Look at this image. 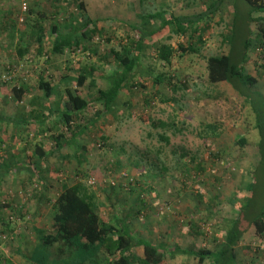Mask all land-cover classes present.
Returning a JSON list of instances; mask_svg holds the SVG:
<instances>
[{"label": "rangeland", "instance_id": "1", "mask_svg": "<svg viewBox=\"0 0 264 264\" xmlns=\"http://www.w3.org/2000/svg\"><path fill=\"white\" fill-rule=\"evenodd\" d=\"M85 1L101 13L109 6L110 14L116 12L119 18L126 17L128 24L137 26L148 15L161 12L163 20H169L170 14L176 17L195 16L210 4V0H145L140 5L137 2L139 0ZM214 1L216 0H212ZM47 2L49 12L58 6L49 0ZM103 3L106 5L102 7ZM218 4L220 15L204 25L208 26L203 31L202 41H199L197 35L193 39L172 35L169 41L168 33L155 32L148 25L145 29L154 35L146 41L141 66L137 68L127 90L120 95L118 106L110 116L105 117L102 115V106L95 100L99 90L107 89V78L111 75L113 59L108 51L120 50L124 41L137 38L136 33L125 30L121 24L109 29L103 18L101 33L92 42H86L85 51L80 48L75 54L58 55L53 61L48 60L47 56L42 59L37 53V44L31 42L38 36V27L42 25L29 13L25 23L21 25L18 22L20 0H0V73H5L11 67L16 68L19 75L15 82L0 86V115L16 120L14 133L23 137L22 145L34 139L29 135H34L35 126H21L29 118L32 104H17L14 87L29 83L36 90L42 73L56 88L75 87L73 78L78 73L87 71L89 79L82 96L93 103L90 113H86L78 123V126L86 127L84 134L78 142L65 145L60 152H54L45 167L36 166V158L29 160V154L34 153L35 146L29 151L21 149L14 160L10 158L7 167L14 169H8L2 178L12 177L16 181L12 185L5 184L6 187L2 186L0 189V264H29L26 256L37 244L36 230H48L53 223L50 201L57 197L62 184L73 185L77 181H83L95 193L96 204H102L101 210L97 211L102 217H133L139 213L140 216L147 214L145 220L148 219L149 222L152 218L159 219L158 222L165 225L159 228L163 232L157 230L160 233L157 239L160 235L163 236L161 240L169 252L176 247L186 251L204 249L210 245L213 247V243L205 241V238L189 236L185 228L188 227V222L205 216V201L208 202L210 196L219 193L226 197L231 184L240 181L244 166L259 158V145L262 144L257 104L249 105L245 100L228 95L220 86L201 83L207 75L206 59L230 50L228 43H222V35L227 34L226 23L234 19L235 10L247 9L242 1L237 5L235 0H220ZM74 9H79V5L71 0L65 13L72 15ZM244 13H241L242 17L245 16ZM253 17L264 18V14H255ZM74 19L77 20V17ZM52 21L51 17L46 20L47 25ZM140 28L143 26L137 29ZM251 30L254 42L258 28L252 25ZM141 31L140 29L138 33ZM70 32L73 33V30ZM52 39L53 35L44 39L45 48L50 52ZM160 43H169L174 48L180 45L189 48L193 43L192 49L197 52L186 55L180 53L174 58L172 65L164 66L156 59V49ZM19 48H28L26 57L22 60L16 54ZM102 57L108 58L103 61L112 65L109 67L108 62H102ZM248 57L240 66L258 80L255 91L264 98V50L256 51L253 46ZM90 68L94 71L90 72ZM65 75H70V79L60 83ZM160 75L174 76L178 82L176 89L164 84L154 88V78ZM181 83L185 85V89L180 88ZM59 94L58 92L54 100L58 99ZM60 95L64 99L63 94ZM42 107L46 110L48 108L37 103V110ZM0 119L3 122L6 118L0 116ZM8 125H12L11 121ZM25 127L32 128L31 133L21 130ZM13 129L6 128V135H11ZM61 133L65 142L73 134L61 127L59 131L57 129L53 132L52 139ZM217 135L224 136V139H213ZM52 139L46 142L35 140L32 145L53 148L55 143ZM243 139L245 144L242 146L240 143ZM7 143L12 145L14 142L10 139ZM2 146L0 145V162L4 153ZM217 151L222 152V158ZM239 151L246 156L239 157ZM77 152L83 159H79L76 172L77 160L73 153ZM31 163L34 175L30 177L28 184L23 183L24 176H27L23 169H28L27 164ZM199 164L208 169V172L197 171ZM185 167L189 169L188 173ZM91 180L95 185L90 186ZM246 180L249 179L246 178L244 182ZM217 182L220 187L215 188ZM44 184L49 189H43ZM210 185L213 186L212 192L208 190ZM6 204L8 208H4L3 205ZM146 204L147 210L144 208ZM213 204L218 205L219 212L221 203L215 200ZM218 218L214 220L217 225L220 223ZM170 222L171 225L181 227L179 236L173 235L176 231L170 229ZM4 223H8L9 228ZM97 256L101 260L104 257L107 259L104 253ZM166 264H198V260L184 254H177L173 258L167 254Z\"/></svg>", "mask_w": 264, "mask_h": 264}, {"label": "trees", "instance_id": "2", "mask_svg": "<svg viewBox=\"0 0 264 264\" xmlns=\"http://www.w3.org/2000/svg\"><path fill=\"white\" fill-rule=\"evenodd\" d=\"M144 1L139 0L141 4ZM219 1L216 0L214 3L210 0V4L203 8L202 13L195 16L176 17L170 14L169 20H163L161 12L155 15H148V17L142 18L140 26H143V28H140L142 30L140 34L138 33L140 29H137L140 26L131 27L137 38L127 39L128 43L124 41L120 50L110 49L108 51L113 59V65L108 61H103L108 60V58H100L102 62H108L109 67L112 65L110 69L111 75L107 78V89L99 90L98 97L95 100L103 108L102 115L107 117L113 113V110L119 104L120 95L127 90L130 80L134 79L137 68L141 66L142 52L146 41L154 35V33L151 35L145 29L148 25L155 29V32L168 33L169 41L172 35L191 39L194 38V35H197L199 41H202L203 31H206L205 27L208 26L204 25L220 15ZM235 1L237 5L242 1L246 5L247 11L245 9L235 10L234 19L226 23L227 34L222 35V43H228L230 51L228 55L211 56L206 59L207 81L213 85L227 83L249 105L257 104L258 106V111L256 112L260 120L258 127L260 126L261 129L262 144L259 145V158L250 164L251 168H255L251 174L253 183L250 191L253 197L259 200L254 203L257 213L256 219H247L249 207L240 208L243 217L233 223L225 242L218 247L217 252H211L207 249L185 252L175 249L169 252L163 245L157 246L142 239H137L123 220H119L116 225L112 224L109 218L101 217L97 212L98 206L95 193L83 181H77L73 185L62 184L57 197L50 201L53 223L48 230H36L37 244L33 251L26 256V261L29 264H166L167 254H170L172 258L177 254L192 256L198 260V264H204L208 259H211L213 264H237L235 248L249 228H254L256 235L260 239L264 238V98L254 90L258 80L246 73L243 67L240 66L242 62L247 61L249 58L248 54L253 46H255L256 51L264 50V18L253 17L255 14H264V0ZM79 9L80 12L84 10L83 3L79 4ZM242 12H245L243 17L241 16ZM29 13H31V10H29ZM84 20L85 17L82 15L81 21ZM252 25H256L258 28L254 42L252 41L254 40L251 30ZM98 26V22L84 21L83 28L80 31H73V33L65 37H58L51 53L54 56H62L67 53H74L81 47L85 51L86 47L82 46L83 42L84 44L92 42L93 38L101 33ZM44 33V30H40L41 36H44ZM40 47L42 46L40 45ZM192 48H194L193 43H191L189 48L182 45L174 48L169 43H160L156 49V59L164 66L172 65L174 58L178 54L186 55L197 52ZM40 50L42 54L43 48ZM19 51L22 54L28 52L27 49L25 51L19 49ZM93 71L94 69L90 68V72ZM88 75L89 72L87 71L78 73L73 78V81L76 82L75 87L65 86V89L62 88L63 92L61 93L64 99L59 94L58 99L55 100H53V97L58 95L56 87L47 81L44 74L39 77L38 88L44 92V99L50 103L48 113H45L43 109H34L27 121H23L22 126H28L34 121L37 124L43 123L50 126L54 131L57 129L59 131L62 127L68 132H72V139L68 142L64 141L63 134H58L52 139L55 143L50 150L52 153L60 152L66 144H74L75 140L86 130L85 126L80 127L78 123L93 108V103H90L82 96L83 89L89 79ZM69 76L65 75L62 77L60 83L63 81L68 82ZM161 84L172 89H176L178 86L174 76H155L153 81L154 88ZM58 88L61 87L58 86ZM180 88L185 89V85ZM13 92L16 96V102L21 104L24 98V90L22 88L18 90L17 87H14ZM173 100L175 101V99ZM244 144L245 140L243 139L240 145L243 146ZM47 156L48 153L42 147L36 146L34 157L37 160L36 166L38 162H41ZM12 157L16 158L14 155ZM27 165H32V163ZM8 169L9 167L7 166L0 168V189L4 181L2 176ZM187 169L186 173L189 172V169ZM23 170L26 173L29 168ZM197 171L204 173L202 169ZM31 172L30 174L26 173L27 178L29 175L31 177L34 175ZM40 182L43 184L42 181ZM43 189H46L45 184ZM7 204L3 205L5 206L4 208L9 207ZM4 224L8 226V223ZM7 228L3 227L6 230ZM140 247L143 248L144 258L139 260L136 249ZM99 253H104L107 257L105 263L97 256Z\"/></svg>", "mask_w": 264, "mask_h": 264}, {"label": "crops", "instance_id": "3", "mask_svg": "<svg viewBox=\"0 0 264 264\" xmlns=\"http://www.w3.org/2000/svg\"><path fill=\"white\" fill-rule=\"evenodd\" d=\"M49 1L56 3L60 7H58V6L54 7V11L49 12L48 8H47L49 5V2H47V0H37V2L34 3L35 5L34 4L31 5V8H30L31 13H29V15H31L32 18H35V20H37V22L42 25L41 27L39 26L38 29L45 30L44 36H41L40 30H38L39 31L38 36L36 34L37 37L31 41V42H33V44H35V45L37 44V46H36L37 53L40 56L39 58H42V59L45 56H47L48 60L53 61L54 57H56L49 50H47L45 48L46 47V41L44 39L46 36L48 38L49 35H51V36L53 35V39H52L53 44L51 45V49H52L53 45L56 43L58 37H60V36L65 37L66 35H69L71 33L70 31H72V30L73 31H80L81 28H83L84 21H86V20H91L92 22H98L99 23V26H98L99 30L101 28H103V26L101 27V25H100V24H102L101 20L103 18L105 21H107V23L109 25L108 26L109 29L111 27L116 28V27H118L117 25H120V24H121V26L124 27L125 30H131V27L137 26V25L128 24V21L127 20H126L127 22L125 21L126 17L124 19L119 18L118 15L116 14V12H113L110 14L109 10H108L109 6L106 8L104 13H101V12L97 11V9L91 7L92 5H88L90 3L86 2L85 0H80V1L73 0L74 3H76V4L78 3V5L80 3H83L84 4V10L82 12H80L79 9H76V10L74 9L75 10V11H73L74 13H72V15L68 16L67 13H65V12L68 10L71 0H49ZM137 2L140 5V2L139 1H137ZM105 5L106 4L103 3L102 7ZM75 12H77V14H75ZM43 15H44V17H43ZM82 15H84V17H85L84 21H81ZM74 16L77 17V20L74 19L75 18ZM50 17H51V19H53V21L48 26L46 23V20L50 19ZM2 26H4V24ZM47 31H50V32L48 34H46ZM94 38H93V40H94ZM29 45H30V42H29ZM40 45L42 47H40ZM82 46L86 47V44H84V42H83ZM26 47H27V45H26ZM41 48H43L42 54H41V50H40ZM19 49L24 50V51L26 49L28 50V48H24V49L19 48ZM19 49L16 51L17 52L16 54H17L18 58H21L20 60H22L26 57V53L22 54L19 51ZM229 51L230 50H228L227 53L225 51L224 54L222 53L221 55H218V56L228 55ZM73 54H75V53H73ZM55 60H56V58H55ZM203 82L205 85H208V86H218V87L220 86L219 88L224 89L228 95H231L235 98H239L241 100H244L227 83H222V84H217V85H213V84L209 85V83L207 81V75H206V77H204V79L201 80V83H203ZM20 88H22L25 92L22 104H24L25 102L29 103V105L32 104L31 111L28 108V111H30V113L34 109H36L37 103L38 104L40 103L39 106H42V104L44 106H47L48 107L47 110L45 107H42L41 109H43V111H47L46 113H48L50 103L44 99L45 94L43 91H41L39 88H37L36 90H33V88L31 86H29V83L17 87L18 90ZM55 89L60 94L63 92L62 88H55ZM53 100H54V97H53ZM44 101H45V103H44ZM245 102H247V101H245ZM0 116H2V118H6V119H3V122L0 121V145H3L2 150H4V153H2L3 160H2V162H0V168L7 166L5 164H8L10 158H12L13 160L16 159V158H13L11 156L14 155L15 157H17V155L21 151V149H26L27 151H29L32 146H35V148H36V146H39V145H32V142H34L35 140L39 141V142L50 141L53 137V132H55L54 130H52V128L50 126H47L43 123L37 124L36 122L32 121L31 125L35 126V128H34L35 133H34V135L30 134L29 137H31V138L33 137L34 139H33V141H28V143L22 145V142L24 141L23 137L17 136V134L14 133L16 120L12 119L10 117L9 118L3 117L2 114ZM0 120H2V119H0ZM10 121H11L12 125H8ZM8 127H9V129L14 128L13 133L9 136L6 135V132H7L6 128H8ZM28 128L29 127H25L21 130H23V132H25V130L26 131H30V130L32 131V128H30V129H28ZM31 131H30V133H31ZM4 135L6 137H4ZM81 136L79 138H77V140H75V142H78V140L81 138ZM24 137H26V136H24ZM43 138H45V139H43ZM218 138L221 140V139H224V136L219 137V135H217V137L213 138V139L219 141ZM10 139L13 140V142H14L12 145H9V143H7L8 141H10ZM37 139H39V140H37ZM70 139H72V137H70ZM66 145H68V144H66ZM40 147H41V145H40ZM43 149L48 153V156L44 160H42L41 162L37 163V166L39 168L45 167V164L49 160L50 156L53 154L50 151L51 147H49L47 149L44 147ZM5 150H6V152H5ZM9 150H10V152H9ZM33 151H34L33 154L32 153H31V155L29 154L30 160L34 159V157H35V150H33ZM217 152H218V154H220L218 156L220 158H222V154H221L222 152L221 153H219L220 151H217ZM73 154H74V158H76V160H77L75 163L76 168L74 166L75 171L77 172L79 159H83V156L81 154L78 155V152L73 153ZM236 155H238V154H236ZM239 155H240L239 157L246 156V154L244 152H240ZM68 156L69 155H66V157H68ZM215 156L217 157V155H215ZM16 163L17 162H15V164ZM32 166L33 165L28 166V168H30L27 172L28 174H30ZM198 167H199V169H197V170L202 169L205 173L208 172V169H205V167L203 165L199 164V166H197V168ZM9 169H14V167H12V168L9 167ZM243 170H244V172L243 173L241 172L240 181H237L234 184L233 183L231 184L232 186H231V188H229V191H226V197L225 198L222 197L219 193H215L214 195L210 196V199L208 200V202L205 201V203H207L206 204L207 209H206L205 216L201 217V218L198 217L194 222L193 221L188 222L189 223L188 227L185 228V229H187L186 232L189 234V236L196 237V238H205V239H207L205 241H211L213 243V247L211 245L208 246V248H207V246L205 247L207 250H209L211 252H217L218 247L222 246L223 243L225 242L226 236H227L228 232L230 231L233 223L236 220H238L240 217H243V215H241L240 208H246V207L250 208V210L247 213L248 214L247 219L255 220L257 217V213L255 211L256 206L254 205V203H257L259 200L255 199L253 197L252 192L250 191L252 188L251 187L252 183H253L252 182L253 179H252L251 174L253 173L255 168H251L250 164L248 163V165L244 166ZM48 171L51 172L50 169ZM185 171H186V169H185ZM30 177H31V175H29L28 178H27V176L26 177L24 176L23 183L28 184L31 180ZM246 178H248L249 180L248 181L246 180V182H244ZM8 180H10V182ZM15 181L16 180H14L12 177L11 178L6 177L3 181L2 186L6 187L7 185H10V184L12 185ZM20 183L21 182L19 181L18 184H20ZM5 184H6V186H5ZM214 186H215V188H216V186L220 187V183L217 182V184H215ZM46 189H49V186H47V184H46ZM212 189H213V186L210 185V187H208L209 192H212ZM208 194H211V193H208ZM215 200H217L221 203V205H220L221 207H220L219 212L217 211L218 205L213 204V202ZM97 206H98L97 210H101L102 204L97 203ZM146 207H147V204L144 206L145 210H147ZM138 217H139V219H138ZM146 217H148L147 214L146 215L141 214V216H140V214L138 213L133 217L115 215V217H113V218L109 217V220L112 222V224H116V225H117L119 220H123V222L126 224V226H128L131 229L132 233L135 235V237L137 239H142L144 241L153 243L154 245H157V246H160V245L165 246L166 244L164 243L165 244L164 245L163 240H161V238H163L162 235H160L159 236L160 238L157 239V236L160 234L157 232L158 231L163 232V231L159 230L160 226H163L165 224L160 223V221L158 222L159 219H155V220H157V222L155 223L154 222L155 220L153 218H152V221L149 222L148 219L145 220ZM154 218H156V217H154ZM217 218L220 219V223L218 225L215 224V222H214V220H216ZM176 226H177L176 224L171 225V222H170V225H169L170 229H172V231H176L175 234H173V235L179 236L180 235L179 231H180L181 227L180 226L176 227ZM212 231H213V234L211 233ZM168 232H170V230ZM168 235H169V233H168ZM170 236H172V234ZM261 243H264V238L260 239L256 235L255 229L252 227L249 228L243 234L240 242L238 243L237 247L235 248L236 255H237V264H264V256L259 249V245ZM175 249L176 250L180 249L184 252L186 251V249H181L179 247L172 249V251H174ZM193 250H197V249L195 248V249L188 250V251H193ZM136 253H137L139 260L144 258L143 248H141V247L137 248ZM100 259H101V257H100ZM106 261H107V259L104 257L102 262L105 263ZM208 261L210 262V264H213V261L211 259H208L205 263L207 264Z\"/></svg>", "mask_w": 264, "mask_h": 264}, {"label": "built area", "instance_id": "4", "mask_svg": "<svg viewBox=\"0 0 264 264\" xmlns=\"http://www.w3.org/2000/svg\"><path fill=\"white\" fill-rule=\"evenodd\" d=\"M37 0H20V14L18 16V22L23 25L26 21V16L29 13L31 4L35 3ZM18 70L15 68L8 67L5 73H0V86L5 84H11L15 82L18 78ZM10 82V83H9ZM95 185L94 181H90V186ZM115 184H113L114 186ZM259 249L264 256V243L259 245Z\"/></svg>", "mask_w": 264, "mask_h": 264}]
</instances>
